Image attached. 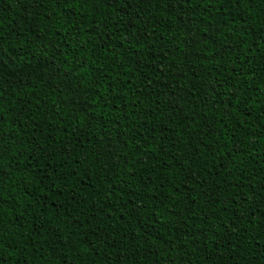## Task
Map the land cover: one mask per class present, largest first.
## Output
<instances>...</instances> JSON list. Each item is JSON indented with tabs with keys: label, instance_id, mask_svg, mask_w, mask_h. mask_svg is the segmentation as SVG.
I'll return each instance as SVG.
<instances>
[{
	"label": "trees",
	"instance_id": "1",
	"mask_svg": "<svg viewBox=\"0 0 264 264\" xmlns=\"http://www.w3.org/2000/svg\"><path fill=\"white\" fill-rule=\"evenodd\" d=\"M68 2L0 0V264H264V0Z\"/></svg>",
	"mask_w": 264,
	"mask_h": 264
},
{
	"label": "snow or ice",
	"instance_id": "2",
	"mask_svg": "<svg viewBox=\"0 0 264 264\" xmlns=\"http://www.w3.org/2000/svg\"><path fill=\"white\" fill-rule=\"evenodd\" d=\"M79 0H74L73 2H68L65 4V8L68 11V15H72V11L71 9L74 7V5H78ZM212 0H208V3H211ZM220 3L223 4L224 0H220ZM195 4V0H173V6L176 7L177 9H185L188 7H194ZM261 34H260V39L264 40V25H261ZM3 140L0 139V149L3 148ZM0 156H2V152H0ZM255 214V213H253ZM0 247H2V245H0ZM264 254V253H262Z\"/></svg>",
	"mask_w": 264,
	"mask_h": 264
}]
</instances>
